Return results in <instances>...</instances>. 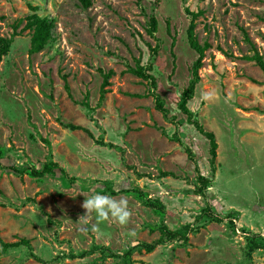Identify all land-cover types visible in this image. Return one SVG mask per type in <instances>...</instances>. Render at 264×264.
<instances>
[{
    "label": "rangeland",
    "instance_id": "374dc122",
    "mask_svg": "<svg viewBox=\"0 0 264 264\" xmlns=\"http://www.w3.org/2000/svg\"><path fill=\"white\" fill-rule=\"evenodd\" d=\"M185 8L207 44L187 106L214 134L213 163L177 106L197 57ZM33 12L51 22L37 51ZM0 35L11 37L0 57V264H264V75L250 58L264 59V0H0ZM137 61L165 115L128 71ZM99 68L113 71L106 85ZM48 159L53 171L29 174ZM93 191L126 199L128 222L93 214L82 225ZM163 223L187 226L186 239L162 235Z\"/></svg>",
    "mask_w": 264,
    "mask_h": 264
},
{
    "label": "trees",
    "instance_id": "16d2710c",
    "mask_svg": "<svg viewBox=\"0 0 264 264\" xmlns=\"http://www.w3.org/2000/svg\"><path fill=\"white\" fill-rule=\"evenodd\" d=\"M79 3L83 6H89L91 3V0H78ZM186 13H188L191 16V19L187 25L186 28V38L188 41L189 46L197 53V57L195 61L193 62L191 66V75L188 79L187 85L182 89L180 92L179 96V101H178V108L179 110L185 114L186 119L188 122H191L195 128L204 134L208 140H209V153H210V162L213 163L215 156H216V141L214 138V134L211 131H206L203 129L202 125L194 118V115L192 111L188 108L187 102L188 100L192 97L195 86L197 82L199 81V74L198 70L200 66L202 65V59L204 57V51L207 47V44H200L197 41L195 30H194V21L193 19L196 16V13L193 11H190L188 8H185ZM27 28L31 29V36H30V50L31 51H37L41 49L48 39L51 37V22L47 16H41L37 14L36 12H33L28 15L27 22L25 24ZM148 33L150 35H153L154 32L157 30V19L151 15L148 18ZM244 33V38L246 41L250 42V38L247 35L245 31ZM11 44V37H4L0 35V57L4 54H6L9 50ZM174 44V39H172L171 42V47ZM159 48V43H156L153 47H151L152 54H156ZM170 53L172 56V62H173V68L175 66V53L173 49H170ZM251 59L254 60V62L259 66V68L262 70V73L264 75V59L263 57L255 51L253 55L250 56ZM100 74L102 75V85H106L109 83L108 79L112 74V70L109 69L107 71H104L103 69L99 68L98 69ZM128 71L131 73L135 74L138 77L144 78L148 80L150 84V94L154 100V106L157 110L161 111L164 115L166 114V110L163 108L161 104V98L159 93L156 91V80L154 76L147 72L149 71L148 68H144L142 65L136 62L134 66H128ZM67 88V84H65ZM85 105H88L87 102H84ZM68 127L72 129H77V128H82L80 125H75V124H68ZM45 142H47L46 139H43ZM186 152L188 157L192 159L191 151L189 148H186ZM57 167V163L51 160H46L42 166L41 169H36V168H31L28 172L31 176H42L43 174L49 173L53 171V168ZM17 171L16 169H13ZM62 172L63 169H61ZM197 178L200 180L201 185L197 188V193L198 194H203V189L206 187L208 179L206 177H203L202 175L198 174ZM145 203L149 205L150 207L154 208H161L159 203H153L150 200H146ZM188 230V227L185 226L183 230H169L166 225L163 223L160 225V231L162 235L166 237H177V236H182L184 239H186V232ZM26 242V241H23ZM19 244V242H1L2 249H6L9 246H15ZM146 249L151 250L152 245L146 244Z\"/></svg>",
    "mask_w": 264,
    "mask_h": 264
},
{
    "label": "clouds",
    "instance_id": "9594fccd",
    "mask_svg": "<svg viewBox=\"0 0 264 264\" xmlns=\"http://www.w3.org/2000/svg\"><path fill=\"white\" fill-rule=\"evenodd\" d=\"M82 207L85 210L84 214L79 217L78 220L82 221V225L89 223L90 218L95 214V219L97 221L104 220H114L120 224H125L128 222L131 215V211L128 207V201L126 199H114L113 197L101 194L93 191L84 199ZM93 229L98 228V224H94ZM87 229L83 226L81 231H86Z\"/></svg>",
    "mask_w": 264,
    "mask_h": 264
}]
</instances>
